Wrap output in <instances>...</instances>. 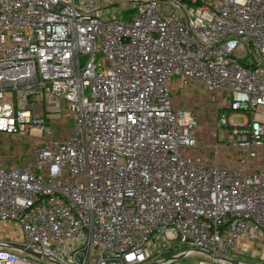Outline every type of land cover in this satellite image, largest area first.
Returning <instances> with one entry per match:
<instances>
[{"label": "built area", "instance_id": "1", "mask_svg": "<svg viewBox=\"0 0 264 264\" xmlns=\"http://www.w3.org/2000/svg\"><path fill=\"white\" fill-rule=\"evenodd\" d=\"M0 226V264H38L10 227L53 264L255 256L264 0H0Z\"/></svg>", "mask_w": 264, "mask_h": 264}, {"label": "rangeland", "instance_id": "2", "mask_svg": "<svg viewBox=\"0 0 264 264\" xmlns=\"http://www.w3.org/2000/svg\"><path fill=\"white\" fill-rule=\"evenodd\" d=\"M116 13H117V11L114 10L113 13L108 14V15H103L102 18H109V17H112V16H114ZM48 100H49L50 102L53 101L52 99H48ZM48 100H45V102H44V100H43V102L46 104V102H48ZM43 102H42V104H43ZM43 111H46V110L43 109ZM55 116H56V118H57V117L60 116V114H57V115L55 114ZM55 116H54V117H55ZM230 120H231L232 124H240V123L242 122V119H241V118H232V119H230ZM67 123H68V122H67ZM67 123H65L64 126H67V127H68V125H70L69 123H68V124H67ZM53 129H54V130H57L58 128H57V127H54ZM220 139H221V132H219V140H220ZM5 150H6L7 152H12L13 149L11 148V146H10V147L6 146V149H5ZM1 154L3 155V153H1ZM1 227H2V226H0V228H1ZM6 227H7V226H6ZM14 230H15L14 228L10 227V228H7V229H6V232H7L8 234H10V233H14V232H15ZM2 232H3V230H0V233H2ZM0 235H1V234H0ZM2 239H4L6 243H9V241H10L9 238H5V235H4V237H3ZM184 248H185V247L178 246V249H177V247H176V248H174L173 250H174V252H177V250H178V252H180V251H182ZM3 251H6V252H9V253H12V254H14V255L20 257V258L31 259V260L37 262L38 264H53V263L49 262L46 258H43V259H37V258H35V257H33V256H30V255H27V254H24V253L18 252V251H16V250L10 249V248H8V247H4V248H3ZM157 259H158V260H162L163 258H162V257H158ZM200 259L204 260V259H206V258H205L204 256L191 257V258H188V259H187V258H184V259L176 260V261H174L172 264H191V263L197 262V261L200 260ZM225 259H228V260H231V261H240V262L245 263V264H264V245H263L262 248H258V249H257V253L255 254V256H249V254H245V255H243V256H227V257H225Z\"/></svg>", "mask_w": 264, "mask_h": 264}, {"label": "water", "instance_id": "3", "mask_svg": "<svg viewBox=\"0 0 264 264\" xmlns=\"http://www.w3.org/2000/svg\"><path fill=\"white\" fill-rule=\"evenodd\" d=\"M7 247L13 250H16L18 252L33 256L37 259H43V257L40 254H36L34 252H32L31 250H29L27 247L23 246V245H18V244H13V243H8ZM206 256H208L207 254H205ZM182 255L175 257V258H171V260H179L182 259ZM216 259H223L221 257H216ZM230 264H238L237 261H229Z\"/></svg>", "mask_w": 264, "mask_h": 264}, {"label": "trees", "instance_id": "4", "mask_svg": "<svg viewBox=\"0 0 264 264\" xmlns=\"http://www.w3.org/2000/svg\"><path fill=\"white\" fill-rule=\"evenodd\" d=\"M177 252H178V250H177ZM177 252H174V250H171V252L169 254H165V256L166 257H171L172 255H174Z\"/></svg>", "mask_w": 264, "mask_h": 264}, {"label": "crops", "instance_id": "5", "mask_svg": "<svg viewBox=\"0 0 264 264\" xmlns=\"http://www.w3.org/2000/svg\"><path fill=\"white\" fill-rule=\"evenodd\" d=\"M7 237L10 236V234H5Z\"/></svg>", "mask_w": 264, "mask_h": 264}]
</instances>
